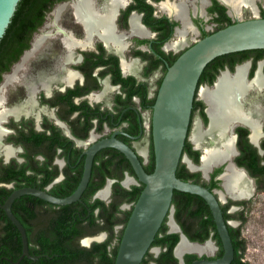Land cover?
<instances>
[{"label": "flooded vegetation", "instance_id": "obj_1", "mask_svg": "<svg viewBox=\"0 0 264 264\" xmlns=\"http://www.w3.org/2000/svg\"><path fill=\"white\" fill-rule=\"evenodd\" d=\"M69 1L60 2L55 6L66 2L71 4ZM178 1L182 2L178 17L175 15L174 7L170 14L161 9L160 4L162 3L177 4ZM222 1L231 6V13H229V7L222 4L221 0H125L114 9L111 21L113 35L118 37L123 44L120 54L108 49L99 31L87 36L84 26L72 16V21L79 29L76 32L72 27L70 37L87 41L89 46L85 48L74 46L71 49L73 53L71 61L66 59L68 48H65L64 44L59 41L58 45L51 46V51H44L46 57L54 51V58L52 62H46L42 67H47L49 72H54L53 68L57 69L58 73L61 70L69 71L73 73V78L61 83L52 82L47 88L36 85L33 94L34 110L31 113L22 112L7 116L2 123L1 127L5 134L1 138V145L9 150V154L0 153V199H3L5 195L3 190L11 193L22 187L38 188L59 198L68 196L79 184L86 151L101 139L113 137L134 148L135 151H137L135 144L146 139V155L143 157L138 153V156L141 162H144V167L148 166L151 153L153 154L150 133L152 105L146 108L145 100L155 99L160 81L166 71L165 64H169L173 56H178L182 50L198 39L228 25V21L222 19L219 6L224 8L223 14L230 19L231 24L239 20L238 15L240 14L236 12L237 7L233 8L230 0ZM103 2L104 0H97V9L102 7ZM67 11H70L72 15L71 9ZM50 12L45 16L44 23L32 34L29 47L24 49L8 71L0 72V85L5 76L12 73L24 54L32 49L34 38L44 28ZM133 16L136 17L145 35L132 32ZM62 27L69 29L67 27L70 26L62 23ZM177 30H184L187 36L194 35V42L186 45L179 52L166 51L164 46L174 38ZM47 39H49L47 42L49 46L54 44L50 41L56 38L48 37ZM132 60H137L140 66L141 79L129 72L125 73L122 69L123 61ZM31 61L35 62V59L32 58ZM156 62L160 65L148 71ZM238 69L242 70L244 83L250 85L247 92L250 96L249 100H253L255 98L253 96L259 93L257 102L260 103L262 115L254 121L257 130L255 136L253 137V129L248 121L241 119L231 121L228 135L232 140L220 152L218 164L202 173L201 171H190L183 163L186 167V171H183V178L203 185L215 195L232 241L234 249L232 261L240 256L241 260L246 263L242 258L246 249L242 229L248 220L249 208L253 207L264 195V51L248 50L230 53L214 59L209 64L204 72L203 81L198 83L193 102L190 131L196 121L204 130L208 129L211 123L210 105L208 100L200 96L201 89L203 88L206 92L214 91L220 78H232ZM156 72H159L158 79L160 80L156 87L151 88L147 79L157 74ZM257 78L262 82L260 87L254 84ZM105 82L112 88L107 100L96 99L95 96L103 91ZM15 87L17 96L22 99L23 90L18 85ZM145 112H150L148 128L145 126ZM147 130H149L148 139L146 138ZM140 131L142 135L136 139ZM185 146L183 156L196 163L194 152L199 150L194 148L191 137L190 141H186ZM199 152V156L202 155L201 151ZM120 156L124 155L111 147L100 149L94 154L86 193L84 191L79 201L71 203L73 208H79L81 205L87 206L84 198L91 189L88 187L89 184L93 182L94 185V182H101L104 176L103 186L90 196L88 203H94L97 199L106 205L114 199L119 201L122 195L114 198L113 193L117 182L122 188L131 189L132 184L125 186L121 183L126 180V175H131L127 169L121 170L122 167L118 165L117 160H120ZM94 162L101 164L100 167L96 168ZM198 163L199 158L196 164ZM236 172L242 174L246 182V192H249L246 197L237 196V194L235 196L226 189L228 178ZM190 173L194 175H188ZM121 175L122 178L119 179ZM108 182H110V193L104 200L98 197L97 193L105 189ZM23 196H31L32 199L27 200ZM23 196L19 198L26 199V205L22 203L23 201H14L11 211L25 229L29 253L39 257L41 246L38 241L47 231V217L44 215L47 210L59 205L46 201L40 202L32 195ZM7 197L8 195L0 200V203L3 204ZM20 204H23L25 208H30L29 215L23 212ZM126 204L132 207V203L123 201L119 209L123 210ZM173 208L172 218H166L162 224V233L159 234L161 241L153 245L159 250L158 253H150L153 258L166 250V246L162 244L172 241V238L168 236L177 234V243L183 235L191 245L208 246L206 251H192L185 254V264L200 259H219L223 254V246L206 202L200 197L191 200L189 203L191 211L189 212H183L174 205ZM3 238L13 241L11 250H15L14 248L18 246V240L21 242L18 229L0 208V241ZM84 238L79 241L81 246H84L82 243ZM162 240L164 243H161ZM20 248L22 253V242ZM152 263L157 264L153 260L148 261V264Z\"/></svg>", "mask_w": 264, "mask_h": 264}, {"label": "water", "instance_id": "obj_2", "mask_svg": "<svg viewBox=\"0 0 264 264\" xmlns=\"http://www.w3.org/2000/svg\"><path fill=\"white\" fill-rule=\"evenodd\" d=\"M18 2L19 0H0V41L10 24ZM221 3L230 9L228 4L223 1ZM248 50H264V17L237 20L220 28L182 50L171 65L165 64L166 71L151 107L150 133L154 158L151 173L145 171L144 162H141L134 148L111 137L95 142L86 151L81 179L75 190L68 196L55 197L33 187L13 190L4 203H0V208L18 229L22 242L20 258L16 262H10L17 264L23 257L31 260L38 258L28 251L25 229L11 211L13 202L23 195H32L59 206L79 201L90 180L94 154L100 149L111 147L124 155L133 170L134 176L126 175L125 179L130 177L143 185L138 198L132 204L123 228L114 264H141L145 255L151 253L153 249H156L158 253L159 250L153 246V242L165 219L172 218L174 191L196 195L206 202L223 246V254L219 259H200L190 264H230L234 249L217 198L203 185L179 179L176 176V170L179 163H184L187 159L183 156V148L186 141H190L193 102L204 68L217 57ZM141 135L140 131L136 139ZM201 160L200 155L199 163L192 162V165L198 167ZM185 165L190 171H199L192 170L188 164ZM123 182H121L122 185ZM109 186L110 182L107 183L108 195ZM99 235H103L100 241L92 240L88 245L82 241L83 245L88 247L92 242H102L107 237L105 232H101L84 239H92ZM182 240L189 244L186 237L181 235L179 242L174 246L173 256L178 264H185L184 256L188 253L184 252L180 256L175 254V249Z\"/></svg>", "mask_w": 264, "mask_h": 264}, {"label": "bare ground", "instance_id": "obj_3", "mask_svg": "<svg viewBox=\"0 0 264 264\" xmlns=\"http://www.w3.org/2000/svg\"><path fill=\"white\" fill-rule=\"evenodd\" d=\"M222 1V0H221ZM233 8L237 7L236 12L241 15L243 11L250 12L253 17H258V0H230ZM97 0H72L71 4L62 3L54 7L48 16L44 28L35 36L32 49L27 51L20 62L14 67L12 73L5 76L4 81L0 85V153L5 152L9 154V150L1 145V138L4 136L5 131L1 125L7 116L17 115L19 113H31L34 110L33 94L35 86L41 85L47 88L52 82H66L73 78V73L61 70L59 73L57 69L53 68L54 72H49L48 69L42 67L44 63L53 60V52L49 53L46 57L44 51H51L54 44L47 46L49 38H58L59 42L63 43L65 48H68L66 59L72 60L73 53L71 49L74 46L85 48L89 46L87 41L75 40L70 37L71 30L62 27L64 23L63 15L68 9H71L72 16L78 19V22L84 26L87 36L99 31L102 39L105 41L108 49L120 54L123 44L119 38L113 35L111 29L112 14L117 6L121 5L125 0H104L101 8L96 7ZM229 3V1H228ZM67 4V5H66ZM173 4V5H172ZM162 3L161 9L170 14L171 9L175 8V15L178 17L182 8V2L178 3ZM227 4V3H226ZM229 5V4H228ZM230 6V5H229ZM230 9L232 10L231 6ZM231 10L229 13H231ZM61 27V28H60ZM132 32L135 34L145 35L136 21V17L131 20ZM50 30V31H47ZM55 32V33H54ZM54 33V34H53ZM194 35L187 36L184 30H177L174 38L164 46L166 51L179 52L186 45L194 42ZM43 50V51H42ZM42 51V52H40ZM34 58L33 68L29 67L31 59ZM49 58V59H48ZM28 66V67H27ZM139 64L137 60L122 63L123 71L141 79L139 75ZM159 74H154L147 82L150 83L151 88L154 82L158 79ZM257 87L262 86V82L257 78L254 80ZM16 85L23 90V98L19 99L17 96ZM242 79V70L238 69L236 75L232 78L222 77L218 80L215 90L206 92L203 88L200 91V96L209 102V112L211 116V123L208 129L200 128L196 121L192 127L191 141L197 150L201 151L203 159L198 167L192 165L188 159L184 160L185 164L193 170H199L204 173L212 166L217 165L220 152L231 142V137L228 135L230 129V122L233 120H245L253 129V137L255 136L256 126L254 121L260 117L261 106L257 102L259 93L253 100H249L250 96L247 95L248 87ZM112 88L107 82L104 84L103 91L96 95V99L107 100V97ZM145 126L148 128V116L144 114ZM136 150L140 155H146V139H142L139 143L135 144ZM201 155V158H202ZM218 155V156H217ZM145 157V156H143ZM135 183L132 178H126L123 182L125 186ZM245 180L239 172L233 173L228 178L226 189L229 193L236 196L246 197L249 192H246ZM101 199H106L108 196V187L101 190L98 195ZM103 235H99L92 239H84L83 243L88 245L92 240L100 241ZM205 247L194 246L182 240L175 249L176 256H180L184 252H202L206 251ZM156 250V249H153ZM152 250V251H153ZM157 253V250L155 251Z\"/></svg>", "mask_w": 264, "mask_h": 264}, {"label": "trees", "instance_id": "obj_4", "mask_svg": "<svg viewBox=\"0 0 264 264\" xmlns=\"http://www.w3.org/2000/svg\"><path fill=\"white\" fill-rule=\"evenodd\" d=\"M63 1L68 0H19L10 24L0 41V72L8 71L11 64L18 60V57L22 54L24 49L29 47L32 34L44 23L47 13L50 12L56 4ZM223 10L224 8L219 6L222 19L227 20V24L230 25L231 21L223 14ZM260 17H264V12L262 10ZM176 58L177 56H173L169 61V65H171ZM210 63L204 68L198 83L203 81L204 72ZM159 65L160 64L156 62L148 71L155 69ZM153 102L154 98L152 100L146 99L145 107H149ZM185 145L183 152L185 151ZM194 155L195 162L197 163L199 152L195 151ZM117 161L118 165L122 167L121 170L127 169L129 174L134 176L133 170L124 156H120V160ZM94 165L96 168H99L101 164H96L94 162ZM153 167L154 158L151 153L150 163L148 166H145L144 169L147 173H151ZM185 169V165L179 163L176 176L181 180L187 181V178H183V171ZM188 175L193 176L194 174L190 173ZM104 177L101 182H94V185L93 182L89 184L88 187L91 189L88 191L86 198H84V202H86L87 206L81 205L79 208H73L72 204H70L55 206L47 210L44 215L47 217V231L44 233L41 240L38 241L41 246L40 256L36 260L23 257L17 264H114L118 243L131 211V209L127 211L120 210L119 205L123 201L133 204L138 198L143 185L139 184V186H132L130 190H126L117 182L114 185L113 193L114 198L120 194L122 195L119 201L114 199L113 202L106 205L103 201L97 199L94 203H88L90 196L103 186ZM121 178L122 175L119 179ZM3 192L5 193L3 199H5V197L10 194V191L3 190ZM23 197H26L27 200L32 199L31 196ZM195 198H198V196L174 191L172 204L183 212H189L191 211L189 203ZM26 199L17 198L15 202L23 201L22 203L26 205ZM36 200L44 202L37 198ZM23 204H20L23 212L29 215L30 208L23 207ZM116 226H121V228L115 231ZM162 226L156 235L153 245L161 241L159 234L162 233ZM100 232H105L107 235L104 241L92 242L88 247L80 245L79 241L81 238L93 236ZM168 237L172 238L170 243H164L163 240L161 242L164 243L162 245L166 246V250L162 251L156 258H153L150 253H147L141 264H148L149 260H153L157 264H178L177 259L172 254L173 247L178 241V235L173 234ZM114 239L116 240V244L111 247ZM12 242V240L10 241L6 238L0 241V264H13L10 261L16 262L19 259L21 254V242L18 240V246L14 248L15 250H11ZM230 264L247 263H244L240 256H238L237 259Z\"/></svg>", "mask_w": 264, "mask_h": 264}, {"label": "rangeland", "instance_id": "obj_5", "mask_svg": "<svg viewBox=\"0 0 264 264\" xmlns=\"http://www.w3.org/2000/svg\"><path fill=\"white\" fill-rule=\"evenodd\" d=\"M72 1V0H70ZM69 1V2H70ZM259 14L261 13V10L264 12V0H259L257 3ZM56 7V6H55ZM49 16V15H48ZM47 16V20H48ZM249 18H253V16L250 14V12L243 11L241 15H238L239 20H246ZM46 20V21H47ZM73 17L71 15L70 11H67V13L64 16L63 22L64 25H69L70 27H67L69 29L77 30L79 29L77 25L74 23ZM59 41L58 38L55 40L53 39L50 41V43H54V45H58L57 42ZM173 54V53H172ZM52 62V61H50ZM34 61H31L29 64L30 68H33ZM159 74V72H156ZM160 75V74H159ZM160 79H157L153 86L156 87ZM149 87V86H148ZM151 87V86H150ZM147 116H150V112H145ZM146 138H149V130L146 131ZM199 152V151H198ZM200 154V152H199ZM185 164V163H184ZM132 186H139V183L136 182L135 184H132ZM127 206H124L122 209L124 211L130 210V206L126 204ZM129 206V207H128ZM248 220L246 224L243 226L242 234L245 237V243H246V249L243 254V259H245L247 264H264V195H262L261 199L259 198L257 200V203L250 207L248 210ZM121 228V226H116L115 231H118ZM116 244V240L114 239L112 241L111 247ZM152 253H155L152 251Z\"/></svg>", "mask_w": 264, "mask_h": 264}]
</instances>
